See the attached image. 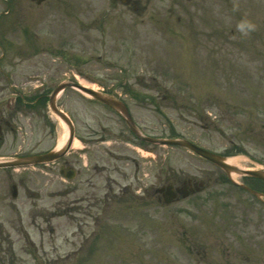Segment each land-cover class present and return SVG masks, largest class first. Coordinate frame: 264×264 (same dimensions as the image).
I'll list each match as a JSON object with an SVG mask.
<instances>
[{
	"label": "rangeland",
	"instance_id": "rangeland-1",
	"mask_svg": "<svg viewBox=\"0 0 264 264\" xmlns=\"http://www.w3.org/2000/svg\"><path fill=\"white\" fill-rule=\"evenodd\" d=\"M0 40L11 45L2 67L19 85L74 77L98 90L153 91L154 103L126 98L146 131L182 136L226 153L242 168L264 169V0H132L128 6L0 0ZM57 103L74 119L78 138L96 136L98 124L111 134L121 129L119 119L74 88H65ZM44 111L56 127L54 115ZM18 118L32 122L29 113ZM36 124L38 149L53 146L54 134L47 135L39 118ZM102 147H92L89 159H106ZM15 149L8 142L0 146V159ZM134 152L123 150L130 158L138 155L146 183L190 178L203 180V190L170 205L126 193L110 198L107 213L95 218L104 207L71 212V183L59 178L56 164L0 169V264H197L188 251L209 239L200 234L202 220L208 228L222 218L248 214L254 223L263 216L261 203L185 148L155 143ZM93 181L104 186L101 177ZM12 183L16 199L3 198ZM101 195L90 201H102Z\"/></svg>",
	"mask_w": 264,
	"mask_h": 264
},
{
	"label": "flooded vegetation",
	"instance_id": "flooded-vegetation-1",
	"mask_svg": "<svg viewBox=\"0 0 264 264\" xmlns=\"http://www.w3.org/2000/svg\"><path fill=\"white\" fill-rule=\"evenodd\" d=\"M112 1L116 2V4L123 3L130 5V1L132 0ZM0 43L7 47V50L11 49V45L6 41H0ZM0 75L1 81H3L5 75ZM32 76H34V74ZM6 90L10 93L11 98L6 102H0V144L7 145L8 142L11 148H16L12 153L14 155H33L43 152L44 150L38 149L41 140L39 138L33 139L39 131V125L36 124L38 118L42 121V127H47V135H55V137L53 135L55 140L54 143L58 138V136H56L57 126L55 127L49 123H45L44 96L46 93L44 88L34 92L30 90L27 92L24 91L23 94L18 91V87L13 88L10 84L3 83L0 87V94ZM141 93H143V91L121 92L119 98L126 104L130 117L138 129L142 130L146 135H150L151 132L146 131L141 124L144 120H141L134 114V108L131 106L130 100L126 99L127 97H134ZM151 95L152 98H155V92L151 91L149 96ZM90 100L96 102L93 99ZM141 101L146 102L145 100ZM153 101L154 99L152 100L150 97V102ZM101 106L104 109L105 115H109L111 119H119L121 129L111 134L106 128L98 124L99 131H96V136H88L87 134L84 138H78L79 134L76 130L74 119L70 116L74 125L72 143L74 139H76L82 144L76 147L71 144L70 148L63 156L52 162V164H56L54 167L59 177L64 173H71L73 176L70 179L71 185L67 190L68 193L73 195L69 203L71 207L70 210L73 214L77 213L81 206L84 207V210L102 206L104 208L101 213L96 212L93 214L95 218H98L107 213V207L109 203H111L109 202L110 198L118 200L122 198L121 195L126 193L136 198H143L149 195L148 198L153 205L157 200L163 203L164 199L168 197L163 186L169 184L171 185L173 198L170 202H167V205L176 203L181 198H185L184 195L186 194L190 196L196 193V181L190 178L179 182H177L178 180H171L165 183V185H161L159 188L155 181L146 183L149 176L144 172H140L141 167L139 166L140 162L138 155L136 158H130L128 155L123 154V150L127 147V150L139 152L140 149H146L147 146L151 144L142 141L139 137L134 135L127 126L124 116L106 105L101 104ZM13 110H16V112H13ZM22 112L29 113L32 119L31 123L22 124L21 119L18 118L19 114ZM15 113H18V115ZM125 116L128 117V115ZM150 121L149 124H151ZM100 144L103 146L102 150L104 155L107 156L106 159L101 157H90L89 159L88 154L91 152L90 150L92 147H98ZM109 145L111 147H108ZM82 153L85 154L83 155ZM152 155L155 156L154 153ZM66 156H68L69 159H67ZM125 170L129 172L125 173ZM97 177L103 179L104 186L97 188L93 185V178ZM249 184L252 189L263 195V197L259 198L249 193L251 196L257 198V202L261 203L264 207V181L252 179ZM12 185L9 187V193L7 191L8 195H5L3 198H8L9 195V197H12ZM204 185L205 183L202 181L200 189L203 188ZM197 187L199 188V186ZM98 191L102 193V201H90L95 199L94 196ZM80 193L86 195L79 196L78 194ZM15 194L16 195L12 197L13 199H16L18 195L17 185ZM111 195H113V197ZM82 202L86 203L82 204ZM120 203L124 202L120 201ZM165 203L166 202H164V204ZM6 205L11 207L12 203L7 201ZM247 217L248 214H246L245 218H237L236 216L230 217L228 220L222 218L223 221L219 220L218 222H213L211 223V227L208 228L205 223L206 221L202 220L200 226L201 228L204 227V230L201 231L200 234L202 236L207 235L209 239L206 240L203 237L200 239V244H198L195 249L188 251V253L192 252L194 262H197V264H264V213L263 216H260V218H258L259 220L257 219L254 223H252V219H248Z\"/></svg>",
	"mask_w": 264,
	"mask_h": 264
},
{
	"label": "water",
	"instance_id": "water-1",
	"mask_svg": "<svg viewBox=\"0 0 264 264\" xmlns=\"http://www.w3.org/2000/svg\"><path fill=\"white\" fill-rule=\"evenodd\" d=\"M67 87V86H74L76 88H78L79 90L89 94L91 97L109 105L110 107H112L113 109H115L117 112H119L121 115H125V113L127 114V110L125 105L120 102L119 100H117L116 98L109 96L107 94L92 90V89H88L76 84H69V83H64L62 85H60L59 87H57V89H55L50 97V106L52 111L62 119V121L66 124L67 127V137L66 140L63 144V146L59 149H55V150H51L47 153L41 154V155H37V156H33V157H21V158H15V159H11L8 161H2L0 162V167H6V166H16V165H22V164H29V163H39V162H48L51 161L55 158H57L59 155L62 154V152H64V150L69 146L72 135H73V126L72 123L70 121V119L68 118V116L62 112L60 109H58L55 105V98H56V93L57 91L62 88V87ZM126 122L128 124V126L130 127V129H132L140 138L147 140L149 142H154V143H158V144H170V145H178V146H183L189 150H191L192 152L198 154L199 156L209 160L210 162H212L213 164L217 165L218 167H220L221 169H223L228 175H230L232 172L234 173H238V174H245V175H249V176H253V177H257V178H261L264 180V170L263 169H258V170H245V169H241L239 167H237L236 165L232 164L229 159L227 157H224L222 155L210 152L206 149H204L203 147L189 141L183 138H159V137H146L141 135L138 130L136 129V127L134 126V124L131 123V121H129V119L125 118ZM68 176V175H67ZM170 185L167 186V193H170ZM256 193V192H253ZM15 194V192H14Z\"/></svg>",
	"mask_w": 264,
	"mask_h": 264
},
{
	"label": "bare ground",
	"instance_id": "bare-ground-1",
	"mask_svg": "<svg viewBox=\"0 0 264 264\" xmlns=\"http://www.w3.org/2000/svg\"><path fill=\"white\" fill-rule=\"evenodd\" d=\"M57 123H58L59 127H60L61 130H62V135H61V138L59 139V140H61V141L58 143V146H60V145L63 144L64 141L66 140L67 129H66L64 123H63L60 119H58V118H57ZM78 144H79L78 141H77L76 139H74L72 145H73L74 147H76V146H78ZM229 161H230L231 163H233V164H236L235 160H229Z\"/></svg>",
	"mask_w": 264,
	"mask_h": 264
}]
</instances>
